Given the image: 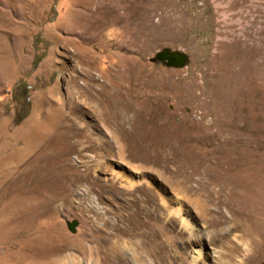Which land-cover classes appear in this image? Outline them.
<instances>
[{
  "label": "rangeland",
  "instance_id": "1",
  "mask_svg": "<svg viewBox=\"0 0 264 264\" xmlns=\"http://www.w3.org/2000/svg\"><path fill=\"white\" fill-rule=\"evenodd\" d=\"M0 264H264V0H0Z\"/></svg>",
  "mask_w": 264,
  "mask_h": 264
},
{
  "label": "water",
  "instance_id": "2",
  "mask_svg": "<svg viewBox=\"0 0 264 264\" xmlns=\"http://www.w3.org/2000/svg\"><path fill=\"white\" fill-rule=\"evenodd\" d=\"M151 61L158 62L166 68L182 69L187 65L188 58L180 51L164 48L155 53V55L151 58ZM74 225L75 224L73 223L67 224V227L71 232L74 231Z\"/></svg>",
  "mask_w": 264,
  "mask_h": 264
},
{
  "label": "trees",
  "instance_id": "3",
  "mask_svg": "<svg viewBox=\"0 0 264 264\" xmlns=\"http://www.w3.org/2000/svg\"><path fill=\"white\" fill-rule=\"evenodd\" d=\"M21 117L22 116H20V115L15 116V123H19L22 120Z\"/></svg>",
  "mask_w": 264,
  "mask_h": 264
}]
</instances>
